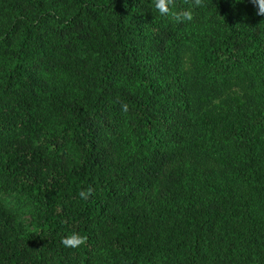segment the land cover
<instances>
[{
	"label": "trees",
	"instance_id": "1",
	"mask_svg": "<svg viewBox=\"0 0 264 264\" xmlns=\"http://www.w3.org/2000/svg\"><path fill=\"white\" fill-rule=\"evenodd\" d=\"M189 8L0 0V264H264V16Z\"/></svg>",
	"mask_w": 264,
	"mask_h": 264
},
{
	"label": "clouds",
	"instance_id": "2",
	"mask_svg": "<svg viewBox=\"0 0 264 264\" xmlns=\"http://www.w3.org/2000/svg\"><path fill=\"white\" fill-rule=\"evenodd\" d=\"M151 2L155 10L161 16L170 17L176 23L190 22L193 20V11L191 8L175 10L176 0H151ZM237 2H241V0H237ZM250 2L254 5V7H256V14L264 16V0H250ZM193 4L196 7H200L203 4V0H193ZM121 109L122 111L127 112L128 105L122 104ZM93 192L94 189L92 187L82 189L79 192V197L83 200H88ZM86 242L87 236L80 235L78 232H72L71 234L63 237L61 240V243L65 247L72 248L85 245Z\"/></svg>",
	"mask_w": 264,
	"mask_h": 264
},
{
	"label": "rangeland",
	"instance_id": "3",
	"mask_svg": "<svg viewBox=\"0 0 264 264\" xmlns=\"http://www.w3.org/2000/svg\"><path fill=\"white\" fill-rule=\"evenodd\" d=\"M184 50H187L184 48ZM187 52V51H186ZM185 64L182 67H186L190 64L188 61V57L185 56ZM249 80V73L242 74L241 71L235 73V79L233 80V83L225 89V92H239L242 86H247ZM3 196L2 193H0V197ZM15 196L14 195H8L5 196V202L9 206H13V208L16 210V224L22 228V229H29L33 226V216L31 215V211L29 209L28 202H24L21 199L18 200V203L14 204Z\"/></svg>",
	"mask_w": 264,
	"mask_h": 264
}]
</instances>
